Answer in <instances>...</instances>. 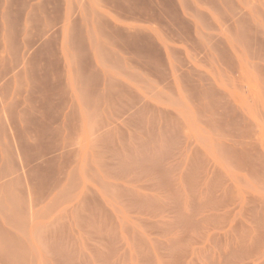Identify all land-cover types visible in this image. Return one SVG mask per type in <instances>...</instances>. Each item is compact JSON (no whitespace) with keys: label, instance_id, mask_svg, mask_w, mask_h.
<instances>
[{"label":"rangeland","instance_id":"374dc122","mask_svg":"<svg viewBox=\"0 0 264 264\" xmlns=\"http://www.w3.org/2000/svg\"><path fill=\"white\" fill-rule=\"evenodd\" d=\"M88 1L0 0V264H264V0Z\"/></svg>","mask_w":264,"mask_h":264},{"label":"crops","instance_id":"0c3cea01","mask_svg":"<svg viewBox=\"0 0 264 264\" xmlns=\"http://www.w3.org/2000/svg\"><path fill=\"white\" fill-rule=\"evenodd\" d=\"M64 1V3H66V2H68V0H63ZM76 1V0H75ZM77 1H79V2H82V1H88V0H77ZM90 1H93V2H95V1H99V2H102L103 4H104V7H105V9H107V3H108V1L107 0H90ZM89 2V1H88ZM108 21V23H110V20H107ZM138 23V22H137ZM112 24V23H111ZM122 25V24H121Z\"/></svg>","mask_w":264,"mask_h":264}]
</instances>
